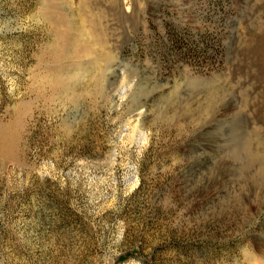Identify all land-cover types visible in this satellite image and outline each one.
<instances>
[{"label":"rangeland","instance_id":"obj_1","mask_svg":"<svg viewBox=\"0 0 264 264\" xmlns=\"http://www.w3.org/2000/svg\"><path fill=\"white\" fill-rule=\"evenodd\" d=\"M0 264H264V0H0Z\"/></svg>","mask_w":264,"mask_h":264}]
</instances>
